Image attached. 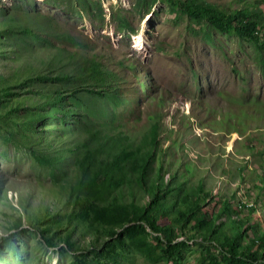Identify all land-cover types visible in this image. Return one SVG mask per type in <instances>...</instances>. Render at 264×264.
I'll use <instances>...</instances> for the list:
<instances>
[{
	"label": "rangeland",
	"instance_id": "1",
	"mask_svg": "<svg viewBox=\"0 0 264 264\" xmlns=\"http://www.w3.org/2000/svg\"><path fill=\"white\" fill-rule=\"evenodd\" d=\"M178 1L227 21L240 11L264 19V0ZM261 59L255 44L172 0H0V264H173L148 234L112 236L81 219L86 196L145 207L158 191L164 225L200 188L213 216L229 203L218 241L235 232L232 220L250 219L248 235H260ZM183 233L178 264L220 256L193 222Z\"/></svg>",
	"mask_w": 264,
	"mask_h": 264
},
{
	"label": "trees",
	"instance_id": "2",
	"mask_svg": "<svg viewBox=\"0 0 264 264\" xmlns=\"http://www.w3.org/2000/svg\"><path fill=\"white\" fill-rule=\"evenodd\" d=\"M172 3L182 6L184 12L187 14H199L218 22L220 25H223L224 32L244 38L255 44L259 50L264 51V34L260 36L262 27L264 28V19L258 20L257 15H255L256 17H251L249 12L240 11L227 21L225 17L219 16L218 13L213 12L212 9L196 8L178 0H172ZM259 23L261 25H259ZM261 62L264 63V60L261 59ZM94 69L95 65L90 68L91 71H94ZM37 78L39 80L46 79V77L41 76ZM63 78L67 79L68 77L64 76ZM55 79L61 80V78L58 77ZM1 99L2 97L0 96V101ZM151 136V140L155 141L157 138L155 130H152ZM112 166L117 168L118 161H114ZM135 182L137 184H144L145 181L144 178L141 177L135 179ZM148 195L151 200L149 205L145 207H137L134 204H120V202L115 201L109 206L100 207L86 196V198L82 199L84 204L79 216L83 220L101 222L106 226L112 227V236L118 235L115 231L118 227H124V232L129 237H133L137 233L148 234L149 237L155 241L157 248L160 249L161 256L172 261L173 264H178L177 260L182 258V250L187 246V242L190 239L186 238L180 240V237L176 234L178 231L180 235L183 236V228L187 222L194 223L196 229L202 233L201 238L204 243H215V247L218 249V254L220 256H215L213 253H210L205 264H221L222 262L224 264H264V230L260 235H256L255 233H252V236L248 235V231L252 229L251 226L247 225L249 224L247 220L250 219L247 218L246 222L232 220L236 229L234 230L235 232L229 236L223 235L221 239L222 242L218 241L217 236L220 234L218 233L220 227H218L219 224L216 223L221 215L224 216L229 214L230 207L227 201L222 203L218 215L213 216L210 213L211 209L207 203L210 198V193L199 188L197 189L196 195L190 192L180 198V204L186 205L188 208L184 211L182 208H176L178 218H176L174 224L168 223L160 225V219L167 216V212L164 209L165 207L163 203H161L164 197L162 194L158 193V191L152 189ZM246 237L249 239L248 243L244 245L242 240ZM136 242L140 245H147L140 238ZM150 251L151 249L147 245L146 252Z\"/></svg>",
	"mask_w": 264,
	"mask_h": 264
},
{
	"label": "bare ground",
	"instance_id": "3",
	"mask_svg": "<svg viewBox=\"0 0 264 264\" xmlns=\"http://www.w3.org/2000/svg\"><path fill=\"white\" fill-rule=\"evenodd\" d=\"M238 136L236 134H233V139L236 140ZM239 139V138H238ZM237 141V140H236ZM233 145V144H232ZM230 149V148H229Z\"/></svg>",
	"mask_w": 264,
	"mask_h": 264
}]
</instances>
